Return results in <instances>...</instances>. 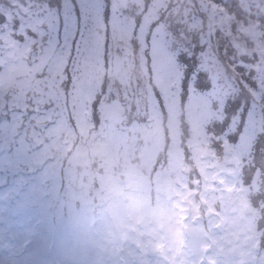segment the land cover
Returning <instances> with one entry per match:
<instances>
[{"label": "trees", "instance_id": "obj_1", "mask_svg": "<svg viewBox=\"0 0 264 264\" xmlns=\"http://www.w3.org/2000/svg\"><path fill=\"white\" fill-rule=\"evenodd\" d=\"M5 1L10 2L11 6L7 7L0 0V16L3 18L0 21V86L3 88L0 89V98L7 95L0 103V206L4 213L12 216V227L26 220L40 224L48 234L49 245L55 243L57 246L54 215L61 206L65 210V221L70 223L91 212L97 218L101 209L107 211L109 205L119 202L118 199H112L107 205L97 208L89 204L75 206L66 195L70 185L97 188L84 177L89 173L88 170L75 168L69 171L70 166L64 156L71 141L85 140L93 132L96 137L98 133L104 136L107 156L118 157L127 151L129 141L125 131H122L118 121L106 116V106L112 101L116 102V97L121 95L122 100L128 103L133 102L129 99L135 97L134 114L142 125L140 132L146 135L140 145L143 164L151 161V169L153 165L157 167L154 173L158 169L170 170L176 176V198L187 204L174 210L171 198L156 192L144 193L147 196L140 201L144 211L136 222L143 228L149 214H152L150 218L159 220H164L165 216H174L171 220H178V230L173 234L179 232L183 236L195 235L209 243H213V231L221 235L237 223L241 225L238 231L242 229L243 233L249 235L255 246L264 247L260 244L264 198H259L260 202L254 201L262 192L264 178V163L256 158L258 150L264 151V57L256 53L253 57L241 55L227 41L222 42L217 52L216 42L225 34V27L232 24L233 17L223 14L225 9L216 0H165L164 6L160 8L164 12L171 5L167 12L166 34L178 48L181 46L175 50L176 56L182 58L187 68H190V59L194 63L188 72L192 87L183 104L185 112L188 113L191 108L196 109L195 114H198L201 110L197 108H205L213 113H221L218 122L212 126L209 139L203 143H191L195 137L189 134L187 146L177 143L176 136L170 132L166 134L167 142L163 128L169 118L163 101H156L158 114L155 112L154 116L149 101L137 94L127 98L128 94L115 88L130 86L126 79L110 78V83L102 93L100 89L103 78L97 79L87 73L92 65L90 55L93 44H82L79 37L83 34L75 36L77 24L87 15L105 19L108 0H94L95 3H91V0H57L58 5L55 0ZM129 1L133 2L131 12L122 19L128 33V27L142 22L140 17L144 16L146 3V0ZM83 23L86 25V21ZM177 29H192L193 36L188 38L192 42L190 46L187 47L184 42L177 43ZM132 34L135 36L133 31ZM43 39L51 44L47 55L40 54ZM83 45H87V71H79L80 57H84V54L78 55L77 52L78 46ZM120 50L121 46L114 47V51ZM189 50L191 53H188ZM224 54L228 55L227 61L220 60ZM125 55L127 59L116 62L114 68L133 71L135 85H139L138 80L142 82L143 79L138 72L144 70L143 63L134 57L132 47L126 49ZM236 56L241 59L236 60ZM216 65L218 68H214ZM82 92L85 94L80 103ZM244 94L250 96L249 104L246 109L240 108L232 116L230 96L241 98ZM30 97L41 100L43 104L40 109L35 107L32 112L34 102ZM97 98L98 101L95 100ZM219 105L225 106V109H217ZM91 124L93 126L90 128ZM195 126L196 123L192 124L190 129L194 130L192 128ZM218 133L222 144L233 136L232 133L236 136L225 155L228 159L237 158V168L229 161H222L216 166L219 160L217 154L211 159L201 155L207 143L213 142L212 146L215 145L212 139ZM65 139L71 141L62 146ZM119 143L123 144L124 149H120ZM55 147H59L57 155L53 151ZM158 158L159 163L155 161ZM189 162L192 166H189ZM15 167L17 174L11 171ZM250 169L249 182L244 184L242 176L245 177L246 171ZM218 176H221L220 181ZM135 195L138 194L129 195L127 201ZM84 196L87 197V194ZM69 204L74 207H67ZM32 209H44L49 219L44 221L40 215H33ZM20 218L22 220L17 221ZM2 222L3 219L0 224ZM152 222L155 224L156 221ZM23 237L22 232L18 242L29 244L22 246L21 255L29 254L39 260L47 255L42 249L36 250L32 240H23ZM127 242L134 243L129 240L124 243ZM67 248L66 253L70 254L73 249ZM202 251L203 254L208 252L209 245ZM127 258L122 256L115 264H125ZM0 264L16 262L0 260ZM208 264L217 263L208 261Z\"/></svg>", "mask_w": 264, "mask_h": 264}, {"label": "rangeland", "instance_id": "obj_2", "mask_svg": "<svg viewBox=\"0 0 264 264\" xmlns=\"http://www.w3.org/2000/svg\"><path fill=\"white\" fill-rule=\"evenodd\" d=\"M55 1L58 5L60 0ZM93 1L91 0V3ZM216 2L229 14L228 5L230 4L226 3L228 0H216ZM216 2L214 3L216 4ZM229 2L233 3L232 0H229ZM2 3L7 7L11 6V3L5 0H2ZM132 3L129 0H108V11L105 19L102 18L101 20L99 16L87 15L79 21L75 36L83 34L79 37L82 44H93L90 55L92 65L88 71L86 66L88 57L85 53L87 45L78 46V55L84 54V57H80L79 71L86 70L87 73L93 74L97 79L102 77L103 81L100 89L102 93L110 83V78L126 79L130 86L115 88L128 94L127 98L137 94V96L149 101L154 116L155 112L156 115L158 114L156 101L160 99L165 103L164 109L169 121H166L163 128L164 135L168 132L172 133L176 136L177 143L182 146H187L189 134L195 137L191 139V143L205 142L210 138L208 135L212 132V126L218 122L221 113L219 114L218 111L213 113L210 109L205 108H197L198 111L201 110L198 114H195L196 109L191 108L186 113L183 108L192 87L188 72L193 68L194 63L190 59V62H188L190 68L185 66L182 58H178L175 54V50L180 49L181 46L178 48L174 41L169 38V35L166 34V28L168 29V24H166L167 12L171 5L162 12L160 8L164 6L165 0H146L144 16L140 17L142 22L128 27L130 34L127 32L122 19H125L131 12ZM77 6L80 7L79 2ZM235 7L240 15L246 17L240 4ZM238 12L229 15L239 17ZM223 14L227 15L226 13ZM2 20L3 18L0 16V21ZM84 21H86V25H83ZM96 24L98 25L97 28L95 27ZM191 31L192 29H177V43L184 42L187 47L190 46L192 42L188 38L193 36ZM12 34L15 35L16 33ZM46 40L43 39L40 45L41 55H47L51 48L49 41L44 42ZM224 41L228 42L227 31L216 42L218 53ZM228 44L230 45L229 42ZM119 46H121V50L119 52L114 51V47ZM129 47H132L134 57H138L143 63L144 70L138 72L143 79L142 82L138 80L139 85H135L133 71H126L121 68L116 70L114 68L116 62L127 59L125 51ZM188 53H191V50ZM227 56V54L220 56V60L227 61ZM261 57H264V51H262ZM138 58H135L136 61L139 60ZM235 59L241 58L236 56ZM214 68H218V66L216 65ZM18 90L21 89L18 88ZM84 94L85 92H82V95H80V103L84 98ZM249 97L247 94H244L241 98L234 95L230 96L231 103L229 107L232 116L240 108L245 107L246 109V105L249 104ZM3 98H7V95L0 98V103ZM116 98V102L112 101L106 106V116L108 119L118 121L121 128H123L122 131H125L129 141L125 153L118 157L107 156L105 138L100 133L96 137L95 132L88 135L85 140L71 141V139H65L62 146H66L71 141L68 144L69 150L64 156L70 166L69 171L75 168L88 170L89 173L85 174L84 177H87L97 188L70 185L66 195L75 206L89 204L93 208H97L107 205L112 199H118L119 202L112 206L109 205L107 211L101 209L97 218L91 212L70 223L65 221V210L61 206L54 215L57 246H55V243L49 245L48 234L40 224L30 223L26 220L24 223L17 222V228L12 227L11 224L14 222L12 216L10 213H4L3 208L0 206V220L3 219L0 224V260L2 262L13 260L16 264H115L122 256H128L125 264H208V261L217 264H264V252L262 251L264 247L255 246L249 235L243 233L242 229L238 231L241 225L237 223H234V228L227 229L221 235H217V232L213 231V243H209L204 238L199 239L195 235L187 234V236H183L179 232L173 234L178 230V220H171L174 216H165L164 220H159L155 217L150 218L152 214H149L147 215L148 222L145 226L143 225V228L142 225L140 226L136 222L144 211L140 207V201L147 196L144 193L156 192L171 198L174 203V210L187 204H184L182 199L176 198V176L170 170L158 169L154 173L157 167L153 165L151 169V161L143 164L140 145L145 140L144 136L146 135L140 132L142 125L134 114L135 105L133 102H135V97L129 99L133 101L131 103L124 102L121 95ZM30 99L34 102L32 112H34L35 107L40 109V105L43 104L41 100L33 97H30ZM95 100L98 101V98ZM218 108L222 111L225 106L219 105ZM194 123L197 126L192 128L194 130H191L190 127ZM163 124H165L164 121ZM92 126L93 124L90 125V128ZM21 127L23 126L21 125ZM196 127L197 129H195ZM26 133H28V130ZM232 135L223 144L220 133L215 135L212 139L215 140V145L212 146L213 142L207 143L201 153L203 158L211 159L217 154L219 160L216 162V166H219L222 161H229L237 168V158L228 159L225 155L229 152L232 141H235L236 136H234V133ZM166 140L168 142V137ZM118 146L121 150L124 149L123 144L119 143ZM213 150H215V153ZM53 151L57 155L59 147H55ZM256 158L264 163V151L258 150ZM155 161L159 163L160 160L158 158ZM189 164V166H192L191 162ZM9 167L13 166L10 165ZM11 171L15 174L18 173L17 167L11 168ZM251 171V169L246 171L245 177L242 176V179H245V181L243 180L244 184L249 182ZM153 173L154 180L152 179ZM217 179L220 181L221 176H218ZM262 180V192L254 199L255 202H260L259 198H264V178ZM86 194L87 197L84 196ZM131 194L138 195L127 201V197ZM74 205L69 204L67 207L73 208ZM37 209H32L31 213L33 215L38 214L44 221H47L50 216L46 211ZM175 215L177 217V212ZM142 219L144 218L142 217ZM20 220L22 219L20 218L17 221ZM154 220L156 221L155 224L152 222ZM22 232L24 234L23 240H32L35 243L36 250L42 249L47 255H44L41 260L36 257L32 258L29 254L21 255L22 246L29 244L24 243V241L18 242L21 239ZM260 234V244L264 246V224L261 226ZM126 240L134 243H124ZM12 241H15V243H11ZM207 245H209V251L203 254L202 249ZM66 247L73 249L70 254L66 253Z\"/></svg>", "mask_w": 264, "mask_h": 264}, {"label": "flooded vegetation", "instance_id": "obj_3", "mask_svg": "<svg viewBox=\"0 0 264 264\" xmlns=\"http://www.w3.org/2000/svg\"><path fill=\"white\" fill-rule=\"evenodd\" d=\"M226 2L229 7V14L233 15L238 12L236 5L243 8L245 16L239 14V17H233V23L225 27L229 39L234 38L238 42H246L253 54L245 56L253 57L256 53L261 54L264 50V0H232ZM224 13H228L224 11ZM235 23V24H234ZM234 24V26H233ZM262 50V51H261ZM241 54V53H239ZM243 55V54H241Z\"/></svg>", "mask_w": 264, "mask_h": 264}, {"label": "water", "instance_id": "obj_4", "mask_svg": "<svg viewBox=\"0 0 264 264\" xmlns=\"http://www.w3.org/2000/svg\"><path fill=\"white\" fill-rule=\"evenodd\" d=\"M233 49L236 51V52H239V53H242V54H253L254 51L249 49L246 42H238L236 41L234 38H230L229 39ZM0 89H1V86H0Z\"/></svg>", "mask_w": 264, "mask_h": 264}]
</instances>
